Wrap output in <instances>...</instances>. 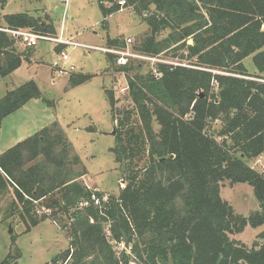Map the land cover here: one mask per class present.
<instances>
[{
    "label": "trees",
    "instance_id": "16d2710c",
    "mask_svg": "<svg viewBox=\"0 0 264 264\" xmlns=\"http://www.w3.org/2000/svg\"><path fill=\"white\" fill-rule=\"evenodd\" d=\"M119 1L98 3L105 23L131 8L148 26L134 53L186 65L158 64L156 76L117 66L118 56L108 54L128 75L133 104L117 109L106 90L126 187L118 197L89 187L81 158L54 123L0 155V198L13 197L10 218L27 233L46 220L65 231L69 248L48 264H264V232L252 246L232 238L264 226V173L248 163L264 155V0ZM3 22L0 79L29 58L4 30L56 37L50 18L5 15ZM108 49L126 51L127 42L109 39ZM251 56L258 75L244 66ZM92 77L73 73L69 88ZM40 97L35 82L8 90L0 123ZM211 119L223 124L221 142L207 132ZM227 183L252 187L260 211L237 214L221 196ZM18 258L10 252L0 264Z\"/></svg>",
    "mask_w": 264,
    "mask_h": 264
},
{
    "label": "rangeland",
    "instance_id": "374dc122",
    "mask_svg": "<svg viewBox=\"0 0 264 264\" xmlns=\"http://www.w3.org/2000/svg\"><path fill=\"white\" fill-rule=\"evenodd\" d=\"M18 14L50 18L56 37L53 41H40L35 48H28L19 42L16 44L18 51L28 53L29 58L12 75L0 79V99L8 90L29 82L37 84L41 97L29 101L2 121L0 154L57 123L88 172L85 182L92 189L118 197L128 181L122 185L123 167L113 152L116 147V134L114 136L113 133L117 123L113 121L106 90L114 92L117 109L132 110L133 104L129 96L128 75L117 71V66L108 61V54L95 48L108 49L109 39L123 37L125 41L132 40L127 45L128 51L132 53V47L148 33V26L131 8L109 17L105 23L98 0H70L68 4L63 0H0L2 26H5V15ZM61 37L80 46H59L54 40ZM56 47H59L60 52L55 50ZM62 51L69 56L67 62L62 60ZM162 60L179 62L178 59L165 56ZM55 63L68 69L73 66L74 74L93 77L85 84L69 88L71 73L59 75ZM130 64L141 66L139 72L142 74L157 70L158 65L133 58H130ZM244 66L249 74L258 75L252 56L244 60ZM134 75L130 73L129 76ZM222 127L220 120L211 119L207 132L221 142L219 133ZM154 128L159 131L157 123H154ZM248 163L256 171L264 173L259 165L255 166V160ZM221 196L239 215L248 217L260 211L261 205L254 190L247 184L230 186L227 183ZM12 201L10 194L0 198V262L12 252L15 257L19 256L18 264H48L69 248L70 239L65 231L51 220L25 232V225L16 216L10 218ZM262 232L264 226H249L232 238L252 246ZM124 248L125 245H122L118 249Z\"/></svg>",
    "mask_w": 264,
    "mask_h": 264
},
{
    "label": "built area",
    "instance_id": "2783aa9c",
    "mask_svg": "<svg viewBox=\"0 0 264 264\" xmlns=\"http://www.w3.org/2000/svg\"><path fill=\"white\" fill-rule=\"evenodd\" d=\"M66 4H68V2L70 0H63ZM119 5L120 6H124L125 5V2L120 0L119 2ZM123 11V10H122ZM6 31L7 33L11 34L15 39L18 40L19 43H21L23 46H26L28 48H35L38 46V43L40 41H53V39L55 38H51V37H48L46 35H43V34H39V33H36L32 30H4ZM59 46H80L79 44L77 43H74L73 41H69V40H65L63 38L61 39H57V40H54ZM127 41V45L131 44L132 43V40L131 39H128L126 40ZM97 50H100L101 52H104L106 54H113V55H116L118 56V59H117V66H129L130 64V58H133V59H138V60H142L144 62H149V63H152L153 65H156V64H168V65H181V66H186L185 64H180L178 62H168V61H163L162 60V57L159 56V57H149V56H146V55H141V54H138V53H134L132 51L129 52L128 49L126 51H123V50H117V49H103V48H95ZM61 57H62V60L64 62H67L69 60V56L64 52L62 51L61 52ZM63 65H60L59 63H55L54 64V67L56 69V73H58L59 75H62L63 73L65 72H68V73H73L75 71V68L73 66H71L69 69L68 68H62ZM153 73L156 75V76H159L158 72L156 69H153ZM128 88L122 90V93H124ZM263 160H264V157L263 155L258 157L257 159H255V166H260L262 168V171H264V163H263ZM256 170V169H254Z\"/></svg>",
    "mask_w": 264,
    "mask_h": 264
},
{
    "label": "water",
    "instance_id": "95a60500",
    "mask_svg": "<svg viewBox=\"0 0 264 264\" xmlns=\"http://www.w3.org/2000/svg\"><path fill=\"white\" fill-rule=\"evenodd\" d=\"M189 44H191V45H193V40H190L189 41ZM217 74H221V73H217ZM201 97H203V95H201ZM115 134H116V131H115V129H114V133H113V135L115 136ZM123 173H124V177H123V180H122V185H124L126 182H127V180H126V175H125V169L123 168ZM11 233H12V231H10ZM125 248L126 249H128L129 248V243L126 241V244H125Z\"/></svg>",
    "mask_w": 264,
    "mask_h": 264
},
{
    "label": "crops",
    "instance_id": "0c3cea01",
    "mask_svg": "<svg viewBox=\"0 0 264 264\" xmlns=\"http://www.w3.org/2000/svg\"><path fill=\"white\" fill-rule=\"evenodd\" d=\"M124 10H126V9H124ZM124 10H123V11H124ZM134 20L137 21V18H135ZM61 38H62V37H61ZM13 73H14V72H13ZM13 73H12V74H13ZM12 74H11V75H12ZM9 117H10V116H9ZM9 117H7V118H9ZM7 118H6V119H7ZM6 119H5V120H6ZM5 120H4V121H5ZM4 121H3V122H4ZM3 122L0 124V126H3ZM1 130H3V127H1ZM0 137L2 138V136H0ZM23 141H24V140H23ZM21 142H22V141H21ZM19 143H20V142H19ZM8 150H9V149H8ZM6 151H7V150H6ZM6 151H5V152H6ZM3 153H4V152H3ZM0 155H1V154H0ZM86 184L90 187V185H89L88 183H86Z\"/></svg>",
    "mask_w": 264,
    "mask_h": 264
}]
</instances>
